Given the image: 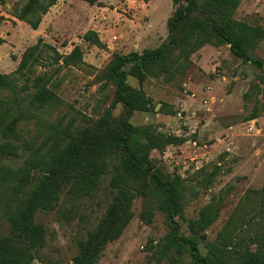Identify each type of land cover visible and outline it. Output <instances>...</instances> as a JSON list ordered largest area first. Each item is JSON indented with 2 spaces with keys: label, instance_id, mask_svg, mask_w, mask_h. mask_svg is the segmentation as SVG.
Listing matches in <instances>:
<instances>
[{
  "label": "trees",
  "instance_id": "obj_1",
  "mask_svg": "<svg viewBox=\"0 0 264 264\" xmlns=\"http://www.w3.org/2000/svg\"><path fill=\"white\" fill-rule=\"evenodd\" d=\"M57 1L22 0L11 16L37 30ZM78 1L101 6V0ZM240 2L172 0L173 12L165 23L164 42L141 52L113 54L95 74L98 82L114 88L112 103L102 116L82 119L79 124L74 118L64 123L65 115L58 114L64 103L56 94L54 73L30 77L46 52L52 53L51 64L82 68L85 64L79 47L63 56L39 38L22 53L12 75L0 73V221L7 226V231L0 233V264H32L37 259V251L45 246L46 233L36 222V215L54 209L63 192L81 198L101 189L111 194V200L93 231L77 242L74 264L98 262L105 247L121 236L133 218L136 198L142 201V222L150 224L155 211L166 217L168 231L156 248L164 256L170 254L173 264L180 261L177 254L185 253L190 264H264V226L257 224L249 244L237 239V233L248 222L240 214L243 206L235 209L215 241L206 244L204 254L192 239L180 236L177 218L185 219L184 203L194 189L178 175H165L150 155L178 146L184 139L130 122L134 113L149 112L152 103L127 79L141 85L147 78L162 77L170 83L186 73L190 57L205 45L228 46L235 58L264 71V63L251 58V52L264 40V27L233 18ZM3 20L0 17V25ZM82 39L104 48L94 31H87ZM4 42L0 38V45ZM116 105L123 109L118 117L112 113ZM255 118L252 114L246 120ZM8 158L23 159L15 167L2 162ZM198 171L202 173L198 186L207 187L212 181L210 173ZM249 198L247 195L246 200ZM223 200L221 196L212 198L197 219L187 221L189 232L203 240L206 229L217 220ZM262 200L259 211L264 213ZM251 244L255 250L249 248ZM41 264L62 263L48 260Z\"/></svg>",
  "mask_w": 264,
  "mask_h": 264
},
{
  "label": "rangeland",
  "instance_id": "obj_2",
  "mask_svg": "<svg viewBox=\"0 0 264 264\" xmlns=\"http://www.w3.org/2000/svg\"><path fill=\"white\" fill-rule=\"evenodd\" d=\"M21 4L22 0H0V17L4 19L0 38L5 41L0 45V73L12 75L22 53L39 38L63 56L79 47L85 64L82 68L51 64L52 53L46 52L30 74L49 77L54 73L56 94L64 103L58 114L65 115L64 123L74 118L75 124L102 116L112 103L114 88L98 82L95 74L113 54L159 46L167 37L165 23L173 12L172 0H101V6L58 0L34 31L11 16ZM233 18L264 27V0H241ZM87 31L96 32L104 48L85 42L82 37ZM251 58L264 63V40L251 52ZM190 61L186 73L170 83L162 77L147 78L141 85L128 78L127 83L141 88L152 103L149 112L133 114L132 125L151 126L163 135L184 139L163 153L151 152L150 158L165 175H178L193 187L184 203L185 219L177 218V222L180 236L192 239L204 254L206 244L215 241L238 206H243L240 214L248 222L237 239L249 244L257 224L264 226V213L259 211L264 199V71L235 58L224 45H205ZM122 111L116 105L113 116ZM252 114L256 118L246 120ZM22 159L2 162L16 167ZM200 169L212 178L204 188L198 186ZM219 196L224 198L219 216L200 240L189 232L187 221L197 219L199 211ZM110 200L105 189L81 198L63 192L54 209L38 212L36 222L45 229L46 243L32 264L48 260L73 264L77 242L93 231ZM132 211L134 216L121 236L105 247L96 264H173L170 254L164 256L156 248L168 231L166 217L155 211L150 224L142 222L141 198L133 201ZM6 231L0 221V233ZM249 248L255 250V245ZM176 259L178 264H190L187 253L177 254Z\"/></svg>",
  "mask_w": 264,
  "mask_h": 264
},
{
  "label": "crops",
  "instance_id": "obj_3",
  "mask_svg": "<svg viewBox=\"0 0 264 264\" xmlns=\"http://www.w3.org/2000/svg\"><path fill=\"white\" fill-rule=\"evenodd\" d=\"M54 7V6H53ZM51 9V8H50ZM49 13V12H48ZM48 13L44 16V17H46L47 15H48ZM34 31H37V30H34Z\"/></svg>",
  "mask_w": 264,
  "mask_h": 264
},
{
  "label": "water",
  "instance_id": "obj_4",
  "mask_svg": "<svg viewBox=\"0 0 264 264\" xmlns=\"http://www.w3.org/2000/svg\"><path fill=\"white\" fill-rule=\"evenodd\" d=\"M74 264V263H73Z\"/></svg>",
  "mask_w": 264,
  "mask_h": 264
}]
</instances>
